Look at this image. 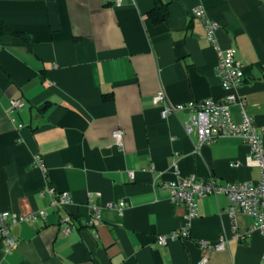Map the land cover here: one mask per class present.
Wrapping results in <instances>:
<instances>
[{
    "label": "crops",
    "instance_id": "crops-1",
    "mask_svg": "<svg viewBox=\"0 0 264 264\" xmlns=\"http://www.w3.org/2000/svg\"><path fill=\"white\" fill-rule=\"evenodd\" d=\"M161 2L169 19L155 25L148 18L153 0H0V20L28 42L0 35V214L47 211L44 221L9 223L18 244L5 253L0 237V264H199L203 257L206 264H264L260 232L232 239L225 195L201 198L199 216L186 220L184 205L159 187L177 179L173 164L180 177L255 182L248 145L237 138L199 143L184 129L185 113L163 119L162 104L153 103L160 92L169 104L225 94L217 52L192 15L201 6L219 25V47L236 50L245 75L237 94L264 142V0ZM13 99L26 106L10 114ZM232 116L241 121L238 104ZM115 130L123 132L122 148ZM50 188L72 202L53 207ZM119 201L121 212L104 208ZM91 203L102 207L92 228L85 225ZM64 216L76 225L65 236ZM237 224L245 234L254 220L238 216ZM184 226L188 239L157 243ZM221 235L225 249L199 248Z\"/></svg>",
    "mask_w": 264,
    "mask_h": 264
},
{
    "label": "built area",
    "instance_id": "built-area-1",
    "mask_svg": "<svg viewBox=\"0 0 264 264\" xmlns=\"http://www.w3.org/2000/svg\"><path fill=\"white\" fill-rule=\"evenodd\" d=\"M192 15L202 20L206 38L217 52L216 74L225 94L219 99L208 98L188 103L169 104L165 94L160 92L153 97V103L154 105L162 104L161 117L163 119L178 112L185 113L184 129L188 135L194 133L199 143H211L219 138L240 139L249 147V161L258 168L259 179L255 182H227L220 184L218 178L214 176L206 180L197 178L194 175L180 177L177 165L173 164L172 169L177 179L160 182L159 187L168 191V198L172 204L184 205L186 220H192L199 216V200L201 198L223 194L227 197L229 203L226 213L230 219L232 239L241 242L247 236H250L253 231L260 232L264 237V142L259 128L246 113L243 97L237 94V91L245 81L243 66L236 58L235 49L223 50L219 47L216 39L219 25L207 16L205 9L198 6L192 10ZM236 104L241 109L240 122H236L232 116V107ZM25 106L26 102L24 100L13 99L10 101L9 113L21 110ZM21 127L22 125H19V128ZM112 139L118 147H123V132L121 130H115L112 133ZM196 151H199V147H196ZM34 164L42 171H46L45 163L41 156L36 155L34 157ZM129 176L132 179L133 172H129ZM48 193L54 199L52 206L55 208L64 209L72 202L71 196L67 192H56L55 189L50 188ZM91 198H93V195L90 193L89 199L91 200ZM125 205L124 201L109 202L104 205V208L121 212ZM101 210L102 207L91 203L90 214L85 223L86 227L92 228L100 222ZM238 216H246L254 220L253 226L245 234L239 232ZM46 217V210L35 211L27 216L2 212L0 214V237L4 252L10 253L14 251L18 244L17 239L11 233L9 223H37L44 221ZM59 226L60 234L63 236L70 234L76 229L74 220L70 216L60 218ZM189 237V228L184 226L159 235L157 243L165 246L171 241L186 240ZM227 245L228 238L225 235H221L215 243L207 240L198 242L199 248L209 254L221 251ZM207 261L208 257H203L199 264H206Z\"/></svg>",
    "mask_w": 264,
    "mask_h": 264
},
{
    "label": "trees",
    "instance_id": "trees-1",
    "mask_svg": "<svg viewBox=\"0 0 264 264\" xmlns=\"http://www.w3.org/2000/svg\"><path fill=\"white\" fill-rule=\"evenodd\" d=\"M153 2H154V7L148 13L149 20L155 25L168 22L169 19L168 3H163L161 2V0H153ZM0 35L17 37L28 44L27 38L24 33L11 29L7 25H5L1 20H0Z\"/></svg>",
    "mask_w": 264,
    "mask_h": 264
}]
</instances>
